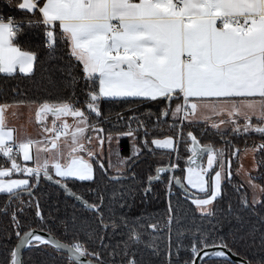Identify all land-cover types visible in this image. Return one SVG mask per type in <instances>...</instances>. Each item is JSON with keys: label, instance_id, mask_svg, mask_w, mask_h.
I'll return each instance as SVG.
<instances>
[{"label": "snow or ice", "instance_id": "snow-or-ice-1", "mask_svg": "<svg viewBox=\"0 0 264 264\" xmlns=\"http://www.w3.org/2000/svg\"><path fill=\"white\" fill-rule=\"evenodd\" d=\"M17 7L37 16L35 21L29 20L28 23L44 26L47 48L54 49L58 41L65 43L69 58L82 66L88 88L83 107L77 106L79 101L74 93L67 99H45L37 105L35 120L42 128L39 139L19 137L17 129L6 122L5 113L12 106L0 104V157L8 164L0 165V194H6L20 204L12 213L18 243L0 264H23L22 248L42 247L66 251L68 264H106L100 252L90 251L79 239L63 242L50 229L43 235L40 234L42 229L23 231L18 218L25 204L28 207L34 205L36 217L47 223L38 199L27 202L20 199L25 193L33 197V190L43 177L91 210L98 228L107 231L109 228L115 230L121 224L129 226L126 216H120L119 223L111 218L110 222H105L102 211L105 189L98 186L89 190L96 198V202L90 203L68 185L73 180L96 182L97 167L107 175L103 151L113 134H106L99 127V121L90 119L92 115L102 116L100 101L104 98H138L142 101L163 98L168 102L157 121L171 115L173 124L170 127L178 128L176 137L153 138L149 142V130L143 121H137L136 130L129 125L128 132L117 136L135 138V131L143 128L145 139L142 143L149 151H152L150 143L156 149L176 152L182 142L185 151L190 153L185 167L180 169L179 163L157 167L156 174L147 178L143 194L147 196L154 182L172 173L168 175L166 186L168 196L171 197L172 188L178 186L183 190L184 198L201 215H211L210 206L221 198L225 180L231 179V159L225 156L227 148L201 144L192 131H188L185 137L183 128L186 122L191 125L203 119L205 123L211 122V127L221 133L222 139L221 125H232L234 134L251 131L264 135V0H20ZM20 32L21 22L0 16V74L14 75L18 70L28 76L34 72L37 52L25 50L19 44L16 37ZM75 82L73 77L68 86ZM177 99L182 102L173 108L172 102ZM201 112L211 113V116H199ZM49 116L53 118L51 126L46 123ZM212 116L223 118L217 122ZM254 116L256 124L252 123ZM241 117L245 121L243 125L239 123ZM128 119L137 120L134 116ZM224 143L229 145L231 142L224 140ZM252 150H264V143ZM238 152L236 149L232 155ZM140 155L141 150L135 148L133 155L123 158L121 163L130 167ZM18 157H22L23 162L33 161L34 166L21 163ZM177 170L182 171V178L175 175ZM17 173L25 178H13ZM108 178L119 181L123 176ZM248 185L254 194L257 191L264 194V186L253 183L252 178ZM132 194L129 190H121L119 199L124 201L121 208L130 207L127 199ZM116 196L114 192V200ZM260 203L264 201L254 195L251 204ZM241 205L249 207L246 196L241 198ZM173 210L169 200V227ZM260 219L264 222V217ZM149 227L156 231L160 225L155 223ZM88 229L91 231L86 234L95 237L96 229L87 222L72 221L64 227L65 233L71 232L73 236ZM251 231L254 232L255 227ZM131 233L130 239L138 244L140 234L134 228ZM99 239L103 245L104 237ZM207 240V236H202L198 242L193 241L192 259L185 264H197V258L203 261L204 257L228 258L231 249L222 238L220 243L211 245ZM261 241L264 243V236ZM212 248L227 251L208 250ZM109 255L112 264H116L117 253L113 251ZM120 264H138L136 253H130L128 245H125ZM168 264H171V252ZM243 264L251 262L245 260Z\"/></svg>", "mask_w": 264, "mask_h": 264}, {"label": "trees", "instance_id": "trees-1", "mask_svg": "<svg viewBox=\"0 0 264 264\" xmlns=\"http://www.w3.org/2000/svg\"><path fill=\"white\" fill-rule=\"evenodd\" d=\"M20 0H0V16L5 20L13 18L21 22V32L18 33L16 40L25 50L37 52V62L34 72L25 76L19 71L14 75L0 74V104L14 103H33L39 104L43 100L56 101L57 99H67L75 94L79 101L77 106L83 107L86 100L87 82L83 79L82 66L68 56V49L63 41H58L54 49L45 46L44 26L28 21H35L37 16L27 13L17 7ZM69 72L71 74H69ZM76 82L71 84L72 78ZM167 101L163 98L157 101H142L138 98L121 99H101L100 110L102 116L97 118L92 115L93 122L99 121V127L105 133L113 134L111 147L106 152L109 161L103 159L105 168L108 169L107 175L100 172L97 167L96 182H81L77 180L69 181L68 185L78 195L91 202H96V198L89 190L98 186L105 189L104 212L105 222L116 219L119 223L120 216H126L129 226L119 225L115 230L112 228L104 229L97 227L95 214L88 209L77 204L72 198L64 195L58 187L45 182L42 177L36 188L33 190V197L23 194L20 199L27 202L30 199H38L41 210L47 223H42L35 215L34 205L23 206V212L18 213V218L23 231L30 227H36L48 231L49 229L57 235L63 242H71L72 239H79L84 242L90 251L101 253L102 259L106 264H112L110 253L115 251L116 264H120L125 245L129 246V252L136 253L138 264H168L169 252H171V264H185V261L192 259L191 246L194 240L197 242L202 236H207L208 244L220 243L223 239L228 247L237 255L243 257L251 264H260L264 261V243L261 237L264 236V203L252 205V189L242 183L238 175L239 153L247 147L254 148L260 143H264V135L255 132L234 134L232 126L217 132L211 127V122L205 123L198 120L189 125L187 122L183 128L185 137L188 131H192L201 144L211 143L216 148H227L226 158L231 159L230 180H225L221 198L210 206L211 215H201V212L189 201L184 198L183 190L178 186L172 188L173 195L168 196L167 181L168 175L162 176L161 181L152 184V191L145 196L142 189L147 186V178L155 175V169L166 166L169 163H179L180 169L185 167V160L190 154L185 151V145L178 144V150L156 149L149 143L148 148L143 146L144 129L139 128L134 136L120 135L129 131V125L133 130L138 127L137 121H143L149 130L147 137L150 142L153 138H165L167 136L176 137L178 128L170 127L173 124L171 115L167 118L161 117L159 122L157 117L165 107ZM181 103V99L174 100L172 107ZM136 117L137 120H129V117ZM122 117V118H120ZM214 120V119H212ZM239 123L243 125L245 121L239 118ZM252 123L256 124L255 116ZM224 140L231 143L225 145ZM135 148L141 150V155L129 165L122 164L121 160L133 155ZM239 149L237 155L232 152ZM118 156L120 158H116ZM177 156L180 157L177 160ZM105 155H103V158ZM105 157V158H106ZM206 155L204 162L206 163ZM21 163L28 164L17 158ZM255 170L248 173L249 179L255 184L264 186V150L253 151ZM0 165L8 166L6 160L0 157ZM111 165V167H109ZM134 174V178H133ZM122 175L119 181L109 180L110 176ZM175 175L182 178L180 170ZM13 177H24L22 174H14ZM34 182V181H33ZM239 189V190H237ZM121 190H129L133 194L127 199L130 207L121 208L124 203L119 199ZM194 191V190H193ZM116 192V199L113 193ZM246 196L249 207L243 208L241 198ZM258 199L264 201V194L257 192ZM169 200L173 205V220L168 226ZM231 205V211H229ZM20 207L18 200H10L6 194H0V261H4L9 255V250L14 247L17 240L12 221V213ZM237 217L241 219L238 220ZM72 221L77 223L87 222L92 228L96 229L95 237H90L86 232L91 229L81 231L73 236L71 232L65 233V224ZM158 223L160 228L153 231L149 225ZM255 227V231L251 230ZM134 228L140 234V242L134 243L130 237L131 229ZM100 237H104L101 245ZM243 238V239H242ZM179 246V249H178ZM178 251V255H177ZM67 254L57 252L51 247L47 248H25L22 252L23 264H68ZM75 264V262H73ZM200 264H236L224 257H209Z\"/></svg>", "mask_w": 264, "mask_h": 264}, {"label": "rangeland", "instance_id": "rangeland-1", "mask_svg": "<svg viewBox=\"0 0 264 264\" xmlns=\"http://www.w3.org/2000/svg\"><path fill=\"white\" fill-rule=\"evenodd\" d=\"M32 104V103H31ZM203 112L199 113V116H203ZM6 115V121H8L9 124H11L14 128L17 129V134H27V135H33L37 132V127L35 126V122L33 120V117L31 116V114H22V110L19 111V114H17L16 116H9L8 112L6 111L5 113ZM69 123L72 122L71 118H68ZM202 120V119H200ZM46 123L51 126V120L50 122H48V120L46 121ZM232 125H221V131H226L228 130ZM93 143H95V141H93ZM104 148L106 150L103 151V155H105L106 157V152H109L110 149L114 148V145L111 147V142L109 143H105ZM247 149V151H246ZM253 148L252 147H247L244 150H242L239 153V166H238V175L242 181V183L248 185V180H249V175L248 173L250 171H254L255 170V163L253 160ZM103 158L107 161L110 160V158H108L109 156H107L106 158ZM116 158H120L118 156H115ZM20 160H22V157H18ZM207 159V156L205 157ZM205 159V160H206ZM28 162V161H27ZM27 166L32 167L34 166L33 161H30ZM16 178V177H13ZM19 179V178H18ZM253 182V181H252ZM254 183V182H253ZM249 186V185H248ZM258 192V191H257ZM257 192L254 194L253 191V196L255 195L257 197ZM258 198V197H257ZM253 199V197H252Z\"/></svg>", "mask_w": 264, "mask_h": 264}, {"label": "crops", "instance_id": "crops-1", "mask_svg": "<svg viewBox=\"0 0 264 264\" xmlns=\"http://www.w3.org/2000/svg\"><path fill=\"white\" fill-rule=\"evenodd\" d=\"M18 71V70H17ZM256 99H259L258 97ZM182 102V100H181ZM11 105L12 107H10L7 112L9 116H16L17 114H19V111L22 110V114L27 113L28 115L31 114V116L33 117V120L35 122V126L37 127V132L33 135H27V134H17L19 137L21 138H25V137H32L33 139H39L41 136V131L42 128L39 124H37L36 120H35V110L38 104H31V103H14V104H8ZM15 113V114H13ZM204 113V112H203ZM203 115H209L211 116V113H204ZM223 117H216V116H212V119H214V121H217ZM242 118V117H241ZM53 118L51 116L48 117V122H50V120H52ZM200 120V119H198ZM203 120V119H202ZM7 124L10 127H13L11 124L8 123V121H6ZM163 139V138H161ZM104 150H106L104 148ZM30 162V161H28ZM17 178H25V177H17Z\"/></svg>", "mask_w": 264, "mask_h": 264}, {"label": "water", "instance_id": "water-1", "mask_svg": "<svg viewBox=\"0 0 264 264\" xmlns=\"http://www.w3.org/2000/svg\"><path fill=\"white\" fill-rule=\"evenodd\" d=\"M42 179H43L45 182H47V183H49V184H52V185L58 187L59 189H61V190L64 192V195H65V196H67V197H69V198H72L77 204H79L80 206H82L78 200H76V199H74L73 197L67 195V194L65 193V191H64L59 185L53 183L52 181H48V180L44 179L43 177H42ZM25 194H26V193H25ZM82 207H83V206H82ZM30 228H35V229L40 230V228H36V227H30ZM30 228L26 229L25 231L29 230ZM42 230H43V229H42ZM46 232H47L46 230H43V231L40 232V234L43 235V234H45ZM17 243H18V241L16 240V242H15V244H14V247L16 246ZM14 247H13V248H14ZM24 249H25V248H22V249H21V259H22V261H23V258H22V252H23ZM208 250H209V251H217V250H224V251H227V249H215V248L208 249ZM63 253L67 254L66 251H64ZM233 253H234V254H233ZM207 258H209V257H204L203 261L206 260ZM82 259H84V258H82ZM227 259H229V260L235 262L236 264H243V262L246 260V259H244L243 257L237 255V254H236L235 252H233L232 250H231L230 252H228V258H227ZM203 261H200V259L197 258V264H200V263L203 262Z\"/></svg>", "mask_w": 264, "mask_h": 264}]
</instances>
